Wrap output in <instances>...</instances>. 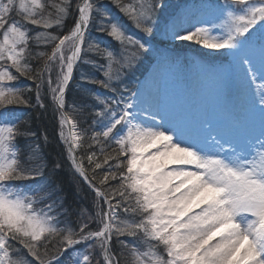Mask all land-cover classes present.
<instances>
[{"label": "snow or ice", "instance_id": "1", "mask_svg": "<svg viewBox=\"0 0 264 264\" xmlns=\"http://www.w3.org/2000/svg\"><path fill=\"white\" fill-rule=\"evenodd\" d=\"M191 45L221 61L190 72L221 130L190 131L140 80ZM9 106L51 110L57 158ZM94 262L264 264V0H0V264Z\"/></svg>", "mask_w": 264, "mask_h": 264}, {"label": "rangeland", "instance_id": "2", "mask_svg": "<svg viewBox=\"0 0 264 264\" xmlns=\"http://www.w3.org/2000/svg\"><path fill=\"white\" fill-rule=\"evenodd\" d=\"M199 2L200 0L194 2L186 1L184 4H178L177 6H181L185 4L191 5ZM210 2H214V0H210ZM185 48L186 51L184 52H182V50L178 48L169 53V55L171 56L179 57V64L177 65L176 69L161 68L158 71L156 70L155 71V74L157 76L156 83L158 84V88L161 94L160 97L161 107L164 110L168 111V113L171 114L173 117L179 118L182 121H184L185 124L188 126L189 130L195 133L200 131V125H197L196 121L199 117L198 112L202 104L200 102L199 103L194 102L195 101V99L193 98L194 88L191 87V83L188 82V79L190 78V72L193 69L194 63L197 62L201 64H205V63L200 58L199 54H201V50H199L196 45H191ZM187 50H190L192 55H190V53ZM205 57L211 58L209 56H205ZM209 63H213V61L208 62V64ZM151 68H155V64L154 63L150 64L148 62H145V65L141 70L144 71V76L140 77L142 83L144 81L145 76L147 75L148 71ZM145 69L147 70L145 71ZM173 73H184V76H181L182 78L180 79L182 80L181 84L171 83L170 80L175 79L173 77L174 75ZM208 82H210L209 87L211 88V90L208 93V96H204V102L202 105L204 114H202V117L207 116L209 119H212L214 117L212 108L216 104V94L211 80L199 84L195 89L201 92L202 95H204L201 89L204 86H206ZM134 83L135 81L133 82V84ZM193 103H196L194 107H193ZM9 107L15 108L13 106H9ZM15 110H17V114L20 116V120H21V115H20L21 109L15 108ZM213 123L218 124L215 125L218 128V130L222 129V126L220 125L219 121L216 120V118L215 120H213ZM58 131L59 129L57 130V132ZM71 131H73L71 129V126L65 127V135H70Z\"/></svg>", "mask_w": 264, "mask_h": 264}, {"label": "trees", "instance_id": "3", "mask_svg": "<svg viewBox=\"0 0 264 264\" xmlns=\"http://www.w3.org/2000/svg\"><path fill=\"white\" fill-rule=\"evenodd\" d=\"M185 1L187 0H168V2L173 7H177L178 4H182ZM47 2L55 3L57 2V0H47ZM180 49H186V48L184 47ZM138 74L139 73H137V75ZM78 98H79V93L77 87L75 84H73L67 93V104L69 106L67 112L70 118H74L77 120L79 129L83 130L88 127L87 114L83 113L78 107H73V102L78 101ZM13 107L16 108V106ZM18 109H21L20 126L23 127L25 125V122H27L31 125L32 131H39L41 136H43V134L47 132L49 137V147L46 149V151L52 158H57L58 155L61 153L63 145L59 144L57 141L56 133L58 128L56 127V121L53 120L51 110H49L47 113H41L40 118L37 119V112L35 110L31 108H23V107H19ZM61 179L63 180L65 188L67 190V195H68L67 206L72 209H76L77 207H83L86 202L82 201L80 197H77L73 193L71 178L69 176L62 175ZM71 219L74 221L76 217L72 216Z\"/></svg>", "mask_w": 264, "mask_h": 264}, {"label": "bare ground", "instance_id": "4", "mask_svg": "<svg viewBox=\"0 0 264 264\" xmlns=\"http://www.w3.org/2000/svg\"><path fill=\"white\" fill-rule=\"evenodd\" d=\"M155 71H156V69L155 68H151L149 71H148V73H147V75L145 76V78H144V81L145 80H147L148 78H150V77H152L154 74H155ZM155 79L157 80V76H156V74H155ZM143 81V82H144ZM188 82L189 83H191V77L188 79ZM156 88L158 89V93H159V96H161L160 95V91H159V88H158V84L156 83ZM194 91H193V97H194V99H195V101L194 102H196V103H201L202 105H203V102H204V95H202V93L201 92H199L198 90H196L195 88L193 89ZM205 90V89H204ZM201 91H203V89H201ZM160 98V97H159ZM196 103H193V107L196 105ZM201 105V107H200V110H199V112H198V114H200V113H203V106ZM166 111V110H165ZM167 113H168V111H166ZM169 114V113H168ZM170 116H172L171 114H169Z\"/></svg>", "mask_w": 264, "mask_h": 264}]
</instances>
